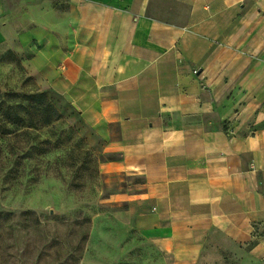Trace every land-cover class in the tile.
I'll use <instances>...</instances> for the list:
<instances>
[{"label":"crops","instance_id":"crops-1","mask_svg":"<svg viewBox=\"0 0 264 264\" xmlns=\"http://www.w3.org/2000/svg\"><path fill=\"white\" fill-rule=\"evenodd\" d=\"M3 52L140 177L108 200L171 264H264V0H0Z\"/></svg>","mask_w":264,"mask_h":264},{"label":"rangeland","instance_id":"rangeland-1","mask_svg":"<svg viewBox=\"0 0 264 264\" xmlns=\"http://www.w3.org/2000/svg\"><path fill=\"white\" fill-rule=\"evenodd\" d=\"M36 89L3 52L0 92L25 103L21 95ZM47 97L61 118L0 137V264H171L136 232L126 205L108 200L140 177L104 173L101 162L117 156L102 153L101 139L75 109Z\"/></svg>","mask_w":264,"mask_h":264},{"label":"trees","instance_id":"trees-1","mask_svg":"<svg viewBox=\"0 0 264 264\" xmlns=\"http://www.w3.org/2000/svg\"><path fill=\"white\" fill-rule=\"evenodd\" d=\"M48 94L36 89L21 95L25 103H20L13 100L18 96L16 93L0 92V137L29 134L32 130L51 126L61 118L57 108L48 99ZM33 147L31 145L30 149Z\"/></svg>","mask_w":264,"mask_h":264},{"label":"built area","instance_id":"built-area-1","mask_svg":"<svg viewBox=\"0 0 264 264\" xmlns=\"http://www.w3.org/2000/svg\"><path fill=\"white\" fill-rule=\"evenodd\" d=\"M193 72H196V70H194Z\"/></svg>","mask_w":264,"mask_h":264}]
</instances>
